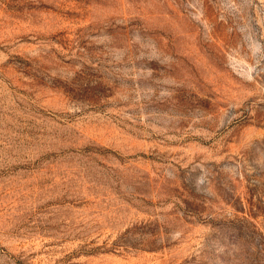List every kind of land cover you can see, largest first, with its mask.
I'll use <instances>...</instances> for the list:
<instances>
[{"label":"rangeland","instance_id":"obj_1","mask_svg":"<svg viewBox=\"0 0 264 264\" xmlns=\"http://www.w3.org/2000/svg\"><path fill=\"white\" fill-rule=\"evenodd\" d=\"M0 264H264V0H0Z\"/></svg>","mask_w":264,"mask_h":264}]
</instances>
